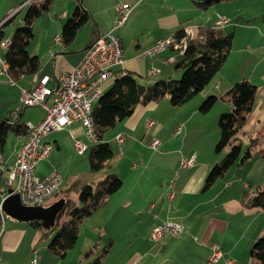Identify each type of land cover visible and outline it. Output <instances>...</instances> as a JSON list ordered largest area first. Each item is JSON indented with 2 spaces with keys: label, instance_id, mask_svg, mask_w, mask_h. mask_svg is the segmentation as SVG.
Listing matches in <instances>:
<instances>
[{
  "label": "crops",
  "instance_id": "1",
  "mask_svg": "<svg viewBox=\"0 0 264 264\" xmlns=\"http://www.w3.org/2000/svg\"><path fill=\"white\" fill-rule=\"evenodd\" d=\"M26 1H14L3 9L0 13L1 29L5 25V16L9 15L13 7L18 3L25 4ZM119 2L134 5L127 22L116 28V31L123 38L124 69L132 71L139 79L157 76L174 78L173 76L183 71L179 66L183 52L168 47L151 57L146 53V49L156 39L168 38L187 25L192 26L195 32L200 27H212L219 34L232 33L233 42L229 56L213 78L216 80L209 90L205 89L213 80L182 106L173 105L170 100L165 99L166 97L160 102L140 104L131 116L108 131L105 139L113 144L115 156L108 162L107 167L113 168L112 172L122 178L123 184L109 196L106 205L99 210L102 216L100 223L93 224L92 220L99 211L84 220L80 226L77 243L65 257L54 254L49 249V242L57 231L53 227L58 223V216L78 194L75 191L60 190V196L56 194L54 201L62 199L64 205L57 214L55 225L47 228L49 232H46L44 227H34L30 220H20L2 211L0 264H31L35 250L38 256L37 264H72L76 256L83 258L85 250L95 244L98 233L102 235L101 240H106L105 245L109 249L103 264L109 259L116 262L119 257H124L121 264H206L208 256L212 253V242H217L223 251V256L217 264H255L251 249L256 240L264 235V210L245 207L243 194L245 188L259 184L260 176L264 175V160L259 154L256 162L258 169L252 170V175H247L242 184H235L236 177L228 176V171L213 186L203 190L210 169L221 157L219 151L213 147L221 134L220 115L232 108V105L224 102L217 109L218 100L215 107L207 113L199 109L202 100L210 94L220 95L236 81L249 79L257 86V96L245 125L247 133L242 136L239 134L242 144H248L249 141L246 140L252 132L247 125L252 113L259 111L264 114V0H83V6L95 23L88 21L78 30L69 45L64 43L59 31L60 25H57L55 31L45 33L47 50L44 53H33L39 55L42 63L38 74L50 76L49 86L56 84V76L61 71L70 70L80 62L85 48L94 36L115 25L116 6ZM66 3L67 6L55 10V13L65 9L70 12V9L76 6L77 0H67ZM221 16H225L228 21L222 26H216ZM3 31L5 38L10 39L12 33L7 35V31ZM4 51L0 46L1 56ZM151 67L157 69L154 75L148 73ZM34 80L35 74L25 75L18 80H13L8 71L0 75L1 118L10 122L21 120L23 123L37 122L43 118L45 110L42 106H20L21 88L31 86ZM212 90L215 93H212ZM17 107L21 109L18 116H14L13 112ZM149 120H153L154 124L148 125ZM180 127L181 132L176 133ZM148 128H155V133ZM209 128L213 129L210 131ZM163 129L165 131L162 133ZM64 130L72 134L74 141L80 139L87 148L89 147L88 142L81 138L84 134L87 135L81 122H72L58 131ZM11 131L4 145H0V156L8 163L14 159L28 137V134L14 133L17 142L14 147L12 144H9V147L8 137ZM263 131L264 127H259L256 129V135L261 136ZM193 132L198 134L191 139ZM119 133L123 136L122 142L116 139ZM60 138L61 135L55 136L54 141H42H50L54 151L55 148H61ZM155 138L160 140L157 147L151 144ZM263 142L264 140L261 141ZM95 143L94 141L93 144ZM135 144L146 147L147 156L136 153L133 147ZM192 153L196 154L195 165L179 169L182 157ZM254 153L255 150L252 156ZM249 159L239 166L247 165L251 161ZM165 163L169 166L165 167ZM174 168L175 171H172ZM51 170L43 165L41 171H37L36 167L35 173L44 178ZM6 173L7 168L0 167V203L7 188L3 186ZM62 176L61 189L65 182V177L63 174ZM174 179V194L170 198L169 184ZM150 202H155L154 207L149 206ZM166 219L180 222L184 226L182 236H166L158 241L153 240V227ZM85 225H89V228ZM85 244L89 245L85 247ZM124 248L132 249L131 254L126 255ZM70 253L73 255V262L68 259ZM89 260L86 264L92 259Z\"/></svg>",
  "mask_w": 264,
  "mask_h": 264
},
{
  "label": "trees",
  "instance_id": "2",
  "mask_svg": "<svg viewBox=\"0 0 264 264\" xmlns=\"http://www.w3.org/2000/svg\"><path fill=\"white\" fill-rule=\"evenodd\" d=\"M55 0H30L29 9L21 25L10 37V44L6 47L3 57L7 60L8 73L13 80L25 75H34L41 71L42 63L39 55L29 52L28 47L34 41L35 33L33 22L35 19L51 9ZM215 1V0H211ZM77 0L71 17L62 27L61 37L66 45L75 39L78 30L88 21L93 20L91 14ZM11 19L8 18L4 23ZM181 37L184 28L175 33ZM94 36L91 42L97 38ZM5 38L0 28V41ZM90 42V43H91ZM233 42L232 33L219 34L212 27H200L192 38H189L183 59L179 66L183 69L179 79L162 78L149 83H143L139 76L132 71L116 77L109 88L93 104L92 119L94 132L98 140L91 146L89 152V168L92 172H102L108 162L115 156V148L105 139L109 130L119 122L131 116L138 105L151 101L160 102L169 96L170 102L175 106H182L197 96L213 80L215 75L225 64ZM257 86L249 79L236 81L229 89L220 95H209L200 105L204 113L210 111L218 100L232 105V110L223 112L219 118L220 138L216 150L226 149L221 161L217 162L209 171L203 185V190L209 189L221 177H224L235 164H243L252 157L254 150L259 147V154L264 160V145H260L261 136L249 135L247 148L244 149L239 134L247 133L245 125L248 115L253 110ZM15 134H30L26 123L21 120L10 122L0 117V145H4L9 131ZM123 184L122 178L111 172L99 179L84 182L78 192L79 205L72 207L69 217L63 221L49 242V249L60 257H65L74 247L80 236V226L85 219L94 215L106 205L109 196L119 190ZM60 189L54 194H58ZM243 203L247 208L264 210V188L261 184L249 186L244 189ZM3 221L0 209V226ZM30 223L42 229L43 223L39 219H32ZM95 242L93 246H96ZM108 246L104 251L94 257L91 264H103L108 253ZM93 252V247L87 255ZM251 257L255 264H264V235L253 244Z\"/></svg>",
  "mask_w": 264,
  "mask_h": 264
},
{
  "label": "built area",
  "instance_id": "3",
  "mask_svg": "<svg viewBox=\"0 0 264 264\" xmlns=\"http://www.w3.org/2000/svg\"><path fill=\"white\" fill-rule=\"evenodd\" d=\"M134 5L128 2H119L116 6L117 19L115 25L104 33L99 34L84 50L80 62L70 70H63L56 76V84L49 86L50 76L48 74H35V80L29 87H22L20 94L21 107L40 105L45 110V115L36 123V132L33 138L28 139L22 145L11 162H7L0 156V167L7 168L4 183L6 190L11 189L10 194L18 193L22 202L26 205H45L61 187L63 176L59 170L55 169L46 177L40 178L35 170L39 160L46 158L53 149V144L41 143V136H48L53 131L64 129L72 122H81L86 134L97 141L96 133H88V121L92 116L93 103L96 90L105 85L110 80L116 79V74H125L124 69V48L123 38L116 31V28L125 24L131 14ZM228 19L221 16L216 22V26L224 25ZM195 35L192 26L184 27V34L179 37L176 34L168 38H159L146 49V53L153 57L155 54L168 47L176 48L184 52L188 45L189 38ZM60 38V37H58ZM10 44V39L4 38L0 41V46L4 49ZM7 60L0 55V75L4 74V65ZM157 72L155 67L149 69V75ZM17 107L13 114L18 116ZM154 121L149 120L148 125H153ZM181 132V127L176 133ZM117 141L122 142L121 133L116 136ZM75 147L80 152H84L86 144L80 139H75ZM153 147L160 144V140L155 138L151 142ZM196 154L184 155L180 161L179 169L188 168L195 165ZM169 197L174 194L175 179L169 184ZM8 193L5 192L3 197ZM155 202H150L149 206L154 207ZM185 228L177 221L166 219L155 225L151 231L153 240H161L166 236L179 238ZM212 253L208 256L206 264H217L223 256L217 242H212ZM37 251H34V258L31 264H37Z\"/></svg>",
  "mask_w": 264,
  "mask_h": 264
},
{
  "label": "rangeland",
  "instance_id": "4",
  "mask_svg": "<svg viewBox=\"0 0 264 264\" xmlns=\"http://www.w3.org/2000/svg\"><path fill=\"white\" fill-rule=\"evenodd\" d=\"M14 1L21 2L23 0H0V13L3 12V9L7 8L8 5L13 4ZM66 2H67V0H56L55 3L52 5L50 11L43 13L42 15L38 16L35 19V21L33 22V30L35 33V38H34V41L31 43V45L28 48L29 52L37 53L38 51H41L42 53H44L47 50V46H46L47 40L45 38V33H47L50 30L55 31L57 28L56 27L57 25L58 26L60 25L61 30H59V31L62 33V27H63L64 23H66V21L71 17L75 6L72 9H70V12H67V10L65 9V10H60L59 12L55 13V10H58L60 8H64L65 6H67ZM29 6H30V0H27L25 2V4L18 3L16 6L13 7V9L10 11L9 15L5 16L4 21H6L8 18L11 17V19L8 22H6L5 25L3 26V29L7 31V35H10L11 33H13L14 30L19 25H21V22H23L24 17H25V15L29 9ZM61 22H62V24H61ZM182 72L183 71H181L180 73H178L176 76H173V77L175 79H179L182 76ZM159 78H163V77L157 76V77H154L151 79L141 78L140 80L143 83H148V82L155 81ZM215 80L216 79H213V81L206 87L207 89H205V90H209L210 88H212L213 84L215 83ZM112 82H113V80H110L106 85H104L103 90L106 91ZM211 92L215 93L214 90H212ZM263 94L260 93L261 96ZM210 95H212V94H210ZM165 99L170 100L169 96H167ZM204 100H202V102ZM220 104H224V102L219 100L218 104L216 105L217 109L220 108L219 107V106H221ZM231 110H232V108H229L228 110H225V111L229 112ZM247 126L251 130L252 134L254 136H256V133H257L256 129H258L261 126L264 127V114H262L259 111H254L251 115V118H250ZM209 129L211 131L213 128H209ZM149 131H152V133H155V128L149 129ZM164 131H165V129L162 130V133ZM168 131H170V130H168ZM202 132H204V130ZM197 134H198V132H193L191 139H193L195 136H197ZM242 134L243 133H241L240 135L242 136ZM59 135H61L60 141H62L61 148H55V150L51 152L50 157H48V158L46 157V158L39 160L38 161L39 163L37 165V171H41V169L43 168V165L50 167L52 169L51 172L53 170H55L56 168L58 170H60V172L65 177V182L62 185L61 192L75 191V193L78 194L79 189L84 182L90 181V180L94 179V177H96L95 179H99V177H104L108 173H111L112 171H114L113 168L109 169L108 167L105 168V170H103L102 172L100 171L99 173L98 172H92L90 170V168H89V152H90L91 146L94 143V141L92 139H90L89 137H87V135H85V134L81 138H82V140L88 142L89 147L88 148L86 147L87 150L85 148L86 151L84 153H81L77 150V148L75 147V144H74L75 142H74V139L72 137V134L67 130L53 131L48 136L43 137L42 140L48 139V140L54 141L53 140L54 137L59 136ZM180 137L181 136H179V138ZM202 137H204V134ZM261 137L264 140V131L262 132ZM16 138L17 137L15 136L14 132L11 131L9 134V137H8V146H9V144H12L14 147L15 143L17 142ZM246 141H249V139H247ZM261 144L264 145V142ZM12 145H11V147H12ZM247 145H248L247 142H245L243 144L244 149L247 148ZM215 146H216V144H215ZM215 146H213V147L216 150ZM133 147H134V150H136V153L144 154L147 156L148 153L146 152V147H144L140 144H135ZM226 151L227 150L224 149V150L219 152L221 154V157L219 158L218 161H221V159L224 157ZM117 152H118V149H116V153ZM258 157H259V147H257L255 149L254 156H252L249 159L251 161L249 163H247V165L239 166V165L235 164L231 167V169L229 170V173L227 175L231 176V177H236L235 178L236 179L235 184H242L243 180L245 179V177H247V175H252L251 174L252 170L258 169V167L256 166V162H257ZM164 166L168 167L169 165H168V163H165ZM175 169L176 168H174V170H172V171H175ZM99 174H101V176H99ZM238 174H239V176H236ZM255 177H257V176H255ZM258 181H259L258 183L261 184L262 188H264V175L260 176ZM3 186L6 187V185H3ZM254 186H256V185H253V187ZM57 195L60 196L59 193ZM55 197H56V195H53L46 202H44V204H50L51 202L54 201ZM77 205H79L78 195H77V198L75 197L73 200H70L69 204L66 205L65 208L63 209V211L60 213V215L58 216V223L56 226L53 227L54 230L55 229L58 230L60 228V226L62 225L61 223L63 221L62 219L65 218V220H66L69 217L70 209L72 207L77 206ZM101 218H102L101 212L99 211L94 216V219H92L94 222L93 224L97 225V223H100L99 220ZM90 224H92V223H89V225ZM89 225H85V226L88 227ZM44 228H45V230H47L46 232H49L48 231L49 229H47V227H44ZM101 239H102V235L98 233L97 238L95 239V242H98V244L96 246H93L94 245L93 244L92 246L87 248L85 250V252L83 253V255H84L83 258L80 256H78V257L76 256L75 262L72 264H86V261H90L89 259H92V260L90 263L89 262L88 263L89 264L93 263L94 257H96L97 255L102 253L104 251V248L106 247V245H105L106 240L103 241ZM88 245H86L85 247H87ZM80 247H81V245H80ZM91 247H93V252L90 253L89 255H87V254L85 255V253H87ZM124 249L125 250H123V251L126 255L131 254L132 249H129V250L127 248H124ZM123 258L124 257L117 258L116 262H111L114 259H112V260L109 259V261H107L105 264H121V260H123ZM68 259L71 260V262H73L72 253H70L68 255ZM37 261H38V258H37Z\"/></svg>",
  "mask_w": 264,
  "mask_h": 264
},
{
  "label": "water",
  "instance_id": "5",
  "mask_svg": "<svg viewBox=\"0 0 264 264\" xmlns=\"http://www.w3.org/2000/svg\"><path fill=\"white\" fill-rule=\"evenodd\" d=\"M210 1V0H198ZM5 195L0 203L2 211L20 220L39 219L42 221L44 227L50 228L55 225L57 214L62 209L64 201L62 199L46 206V205H26L22 202L18 193H12L11 189H7ZM3 193V192H2Z\"/></svg>",
  "mask_w": 264,
  "mask_h": 264
},
{
  "label": "bare ground",
  "instance_id": "6",
  "mask_svg": "<svg viewBox=\"0 0 264 264\" xmlns=\"http://www.w3.org/2000/svg\"><path fill=\"white\" fill-rule=\"evenodd\" d=\"M8 66L9 64H5L4 65V73L7 72L8 70ZM123 74H116V77H119ZM103 86L104 85H101V87H99L98 90H96V93H95V97H94V102L100 97L102 96L104 90H103ZM94 104V103H93ZM26 126L29 128L30 130V134L28 135L27 139L24 141V143L22 145H25L27 142H28V139H32L33 138V135H34V132H36V123L35 122H32V121H28L26 122ZM88 133H95L94 132V124H93V119L92 117L89 119L88 121ZM45 137V136H41V143H49L48 141H42V138ZM87 147V145H86ZM0 209L2 210L1 208V205H0Z\"/></svg>",
  "mask_w": 264,
  "mask_h": 264
}]
</instances>
